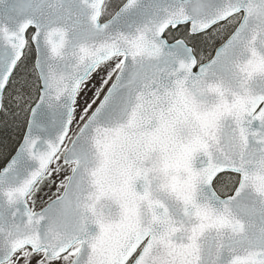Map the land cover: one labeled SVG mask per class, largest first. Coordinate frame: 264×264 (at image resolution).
Segmentation results:
<instances>
[{
  "label": "snow or ice",
  "instance_id": "1",
  "mask_svg": "<svg viewBox=\"0 0 264 264\" xmlns=\"http://www.w3.org/2000/svg\"><path fill=\"white\" fill-rule=\"evenodd\" d=\"M0 264H264V0H0Z\"/></svg>",
  "mask_w": 264,
  "mask_h": 264
},
{
  "label": "rangeland",
  "instance_id": "2",
  "mask_svg": "<svg viewBox=\"0 0 264 264\" xmlns=\"http://www.w3.org/2000/svg\"><path fill=\"white\" fill-rule=\"evenodd\" d=\"M3 121H4V118L1 116V124L2 125H4ZM5 127H6V129L9 130V134H8L6 140H5V141H7V140H10L11 138H13L16 135V128H15V125L12 123L11 119H9L8 125L5 126Z\"/></svg>",
  "mask_w": 264,
  "mask_h": 264
},
{
  "label": "trees",
  "instance_id": "3",
  "mask_svg": "<svg viewBox=\"0 0 264 264\" xmlns=\"http://www.w3.org/2000/svg\"><path fill=\"white\" fill-rule=\"evenodd\" d=\"M9 134V130L0 123V141H5Z\"/></svg>",
  "mask_w": 264,
  "mask_h": 264
}]
</instances>
